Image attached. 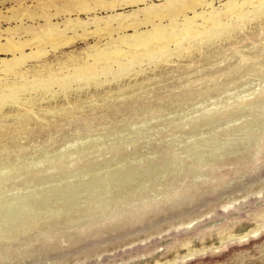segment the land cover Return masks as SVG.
I'll list each match as a JSON object with an SVG mask.
<instances>
[{
	"label": "rangeland",
	"instance_id": "1",
	"mask_svg": "<svg viewBox=\"0 0 264 264\" xmlns=\"http://www.w3.org/2000/svg\"><path fill=\"white\" fill-rule=\"evenodd\" d=\"M0 264H264V0H0Z\"/></svg>",
	"mask_w": 264,
	"mask_h": 264
},
{
	"label": "water",
	"instance_id": "2",
	"mask_svg": "<svg viewBox=\"0 0 264 264\" xmlns=\"http://www.w3.org/2000/svg\"><path fill=\"white\" fill-rule=\"evenodd\" d=\"M224 176L226 177V174H224ZM214 192H209V193H207V194H203V195H200V196H196V198H193V201H195V200H200V199H202L203 197H207V196H210V195H212ZM128 226V225H127ZM127 226H125L124 228H119V227H117V228H114V230H120V229H122V230H129V229H126L127 228ZM131 229V228H130ZM111 231V230H110ZM112 233H114V232H112ZM100 235L101 234H95V235H89V236H86V237H84V238H80L79 239V242H77L78 244H76V245H72V246H77V245H82L81 243L82 242H84V241H89V240H91L93 237H95V238H98V237H100ZM75 239H78V238H75ZM69 246V245H68Z\"/></svg>",
	"mask_w": 264,
	"mask_h": 264
},
{
	"label": "bare ground",
	"instance_id": "3",
	"mask_svg": "<svg viewBox=\"0 0 264 264\" xmlns=\"http://www.w3.org/2000/svg\"><path fill=\"white\" fill-rule=\"evenodd\" d=\"M243 230L244 229L239 228L237 231L240 233V236H243L244 237L245 235L242 234L243 233ZM226 238H228V236L221 237V238L217 239L216 241H221V239L222 240H225Z\"/></svg>",
	"mask_w": 264,
	"mask_h": 264
}]
</instances>
